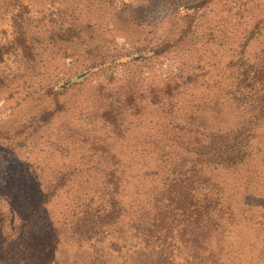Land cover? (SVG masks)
Listing matches in <instances>:
<instances>
[{"label": "rangeland", "instance_id": "rangeland-1", "mask_svg": "<svg viewBox=\"0 0 264 264\" xmlns=\"http://www.w3.org/2000/svg\"><path fill=\"white\" fill-rule=\"evenodd\" d=\"M24 1L32 43L0 63V264H264V79L238 84L264 63V0H210L186 42L138 58L177 36L185 0ZM243 125L248 156L214 161L207 144ZM190 170L222 202L221 227L149 255L141 224Z\"/></svg>", "mask_w": 264, "mask_h": 264}, {"label": "trees", "instance_id": "trees-1", "mask_svg": "<svg viewBox=\"0 0 264 264\" xmlns=\"http://www.w3.org/2000/svg\"><path fill=\"white\" fill-rule=\"evenodd\" d=\"M209 1L210 0H185L180 3L176 12L178 14V19L180 18L179 20L182 22L179 21L181 30H179L177 36L174 37L172 41L169 40L160 43L158 46L140 48L134 52V57H140L139 54L142 52H144L143 56H147L153 52H157V48L161 47L162 52L163 50L186 42L188 38L194 34L196 30L195 23L204 12L203 10H205ZM8 9L6 15L7 27L3 34L0 35L1 64H5L9 57L17 56V49L20 43H24L26 40L29 44L32 43L27 36L26 22L33 16V9L24 0H14L13 4L10 0ZM4 34L7 36L10 35L11 38L9 37L6 41H2V38L5 36ZM24 34H26V38ZM23 51L20 52V54L30 55L32 49L26 44ZM103 62L104 60L98 61L97 63L92 62L79 73L66 79L59 80L55 85L49 86L48 89L56 90L59 95L65 94L72 87L84 83L88 72L94 70L96 65ZM263 79L264 63L255 66L244 65L243 71L238 77V84L253 87L257 85L259 80ZM240 93L242 103L244 101L245 104L247 103L251 107H254L256 103H258L257 98L253 97V95H245V93L241 91ZM260 96L264 98V95ZM246 107L248 106L246 105ZM242 128H245V125L238 129L239 135L232 143H227L221 138L218 139L215 137L214 140H211L207 144L208 150L215 149L214 161L217 163L234 165L242 162L248 156L246 142H248L250 132L244 135L245 129ZM224 135L226 134H221L220 136ZM194 171L198 170H190L189 173L183 172L181 174L176 172L169 176L161 193V197H158L156 200L153 214L148 216L141 224V235L147 247V254H155L160 248H163V246L169 243H176L182 238L186 241L193 242V240H197L196 238L193 239L195 236L194 234H196V236L201 233L211 235L215 234V231L220 229V217L224 211L223 204L216 196L208 191L200 193L203 184L202 177ZM112 211L117 212V209H108L106 214L100 215V218L106 221L108 216L113 214ZM178 235L182 237H176ZM45 239L46 238L43 240L45 241ZM9 257L10 253L8 251V253L4 255V258L1 259L2 262L5 263L6 259Z\"/></svg>", "mask_w": 264, "mask_h": 264}]
</instances>
